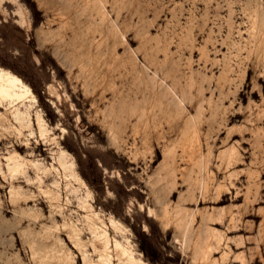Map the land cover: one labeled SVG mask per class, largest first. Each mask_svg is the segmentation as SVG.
<instances>
[{
    "label": "rangeland",
    "instance_id": "374dc122",
    "mask_svg": "<svg viewBox=\"0 0 264 264\" xmlns=\"http://www.w3.org/2000/svg\"><path fill=\"white\" fill-rule=\"evenodd\" d=\"M0 67V264H264V0H0Z\"/></svg>",
    "mask_w": 264,
    "mask_h": 264
},
{
    "label": "bare ground",
    "instance_id": "6f19581e",
    "mask_svg": "<svg viewBox=\"0 0 264 264\" xmlns=\"http://www.w3.org/2000/svg\"><path fill=\"white\" fill-rule=\"evenodd\" d=\"M7 100L10 102L11 105L16 104L17 102H21L25 105L26 101H36V96L32 92L30 86L26 84L20 76L14 74L8 69L0 67V105H2ZM27 112V110L21 111L17 109V111L15 112L16 120L22 123L28 121L29 119ZM40 128L42 132L45 131V127L43 124H40ZM19 167V164L14 166V168L16 169H18ZM97 238L102 242V252H105L107 253V255H110L108 253L110 252V240L108 237V232L103 231L101 234H97ZM116 247L121 248L122 254L124 256H127V261L131 263L135 262L137 264V259L135 260V257L131 253H128V250L126 251L119 242H116Z\"/></svg>",
    "mask_w": 264,
    "mask_h": 264
}]
</instances>
